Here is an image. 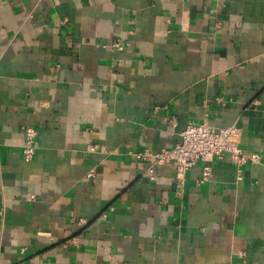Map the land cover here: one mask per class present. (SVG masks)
<instances>
[{"label": "crops", "instance_id": "crops-1", "mask_svg": "<svg viewBox=\"0 0 264 264\" xmlns=\"http://www.w3.org/2000/svg\"><path fill=\"white\" fill-rule=\"evenodd\" d=\"M197 123L259 161L136 158ZM0 264H264V0H0Z\"/></svg>", "mask_w": 264, "mask_h": 264}, {"label": "built area", "instance_id": "built-area-1", "mask_svg": "<svg viewBox=\"0 0 264 264\" xmlns=\"http://www.w3.org/2000/svg\"><path fill=\"white\" fill-rule=\"evenodd\" d=\"M112 45L117 50L123 48L118 40L114 41ZM180 136V141L173 147L160 152L143 151L138 153L136 158L150 164V173L155 165L171 164L177 177H181L185 171L201 161L204 163L203 181L210 175V167L206 163L213 159H222L228 155L230 161L237 167H241L249 161L253 163L259 161L257 153L246 154L239 146L237 141L239 130L234 126L213 129L206 123L189 124ZM36 137L37 132L34 127L23 129L22 150L27 161L33 157Z\"/></svg>", "mask_w": 264, "mask_h": 264}]
</instances>
